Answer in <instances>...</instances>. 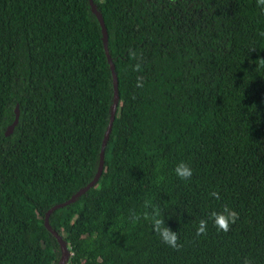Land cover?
Instances as JSON below:
<instances>
[{
	"label": "trees",
	"instance_id": "1",
	"mask_svg": "<svg viewBox=\"0 0 264 264\" xmlns=\"http://www.w3.org/2000/svg\"><path fill=\"white\" fill-rule=\"evenodd\" d=\"M92 1L118 103L98 182L49 216L65 264H264V10L256 0ZM112 100L89 0H0V264L58 263L45 213L95 176ZM181 161L189 181L174 173ZM146 199L179 251L149 221L130 222ZM224 205L239 213L227 233L209 218ZM200 219L208 231L197 237Z\"/></svg>",
	"mask_w": 264,
	"mask_h": 264
},
{
	"label": "clouds",
	"instance_id": "2",
	"mask_svg": "<svg viewBox=\"0 0 264 264\" xmlns=\"http://www.w3.org/2000/svg\"><path fill=\"white\" fill-rule=\"evenodd\" d=\"M256 3L258 7L264 10V0H256ZM260 35L264 36V31H262ZM129 55L135 59L137 54L134 50H130ZM259 63L264 66V59L260 60ZM141 70L140 63H136L133 66V71L139 72ZM137 87H143L141 77L137 78ZM174 173L180 180L189 181L193 175V170L188 163L181 161L176 165ZM163 180L164 177L159 176L156 179V183L159 184ZM210 195L217 200L220 199L218 192H212ZM143 207L146 211L143 212L142 215L137 214L135 211L130 213V222L136 224L142 218L149 221L153 232L159 237L160 241L168 247L179 251L183 247V244L180 242L179 235L177 232L172 231L165 225V219L160 210L147 199L144 201ZM148 209H151V211H147ZM209 218L212 220L213 225L217 228V231L227 233L230 231L231 226L239 219V213L230 208L228 205H224L221 211H212L209 214ZM207 231L208 221L200 219L196 228V236L200 237L201 235H207ZM243 264H252V261L245 258Z\"/></svg>",
	"mask_w": 264,
	"mask_h": 264
},
{
	"label": "water",
	"instance_id": "3",
	"mask_svg": "<svg viewBox=\"0 0 264 264\" xmlns=\"http://www.w3.org/2000/svg\"><path fill=\"white\" fill-rule=\"evenodd\" d=\"M89 3H90L92 12L95 14V16L98 19V22H99V25L101 28V32H102V36H103L104 50H105V53L107 56V61L109 63V67H110L111 75H112L113 100H112V104H111V110H110V117H109L108 125H107L106 131H105V134H104V137L102 140V145H101V150H100V155H99V163H98V168H97L95 176L85 187H83L77 193L72 195L67 201L54 205L53 207L49 208L47 210V212L45 213L44 226L56 238V240L60 246V250H61L60 259H59L57 264H65V262L68 258V250L66 248V245H65V242L63 241V239L57 234V232L52 230L50 223H49V216L55 210L69 205L76 198L80 197L85 192H87L90 188L94 187L96 185V183L98 182V180L102 174L103 167H104V162H103V160H104V149H105L106 143L108 141V138H109V135H110V132L112 129V124H113V120L115 118L116 107H117V103H118L117 77H116V73L114 71V65H113L112 59H111L109 52H108L106 28H105V25H104V22H103V19H102L100 13L96 10V8L94 6L93 1L89 0ZM15 114H16V116H15L14 122L7 128V130L5 132L6 136H8L12 133L14 126L17 124V121H18V110H17V108L15 109Z\"/></svg>",
	"mask_w": 264,
	"mask_h": 264
}]
</instances>
